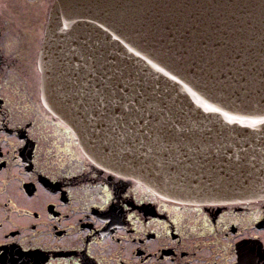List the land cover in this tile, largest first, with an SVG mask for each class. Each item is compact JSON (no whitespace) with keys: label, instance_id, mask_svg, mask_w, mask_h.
Returning <instances> with one entry per match:
<instances>
[{"label":"water","instance_id":"water-1","mask_svg":"<svg viewBox=\"0 0 264 264\" xmlns=\"http://www.w3.org/2000/svg\"><path fill=\"white\" fill-rule=\"evenodd\" d=\"M44 108L160 200H264V0H53Z\"/></svg>","mask_w":264,"mask_h":264},{"label":"flooded vegetation","instance_id":"flooded-vegetation-1","mask_svg":"<svg viewBox=\"0 0 264 264\" xmlns=\"http://www.w3.org/2000/svg\"><path fill=\"white\" fill-rule=\"evenodd\" d=\"M46 18L34 49L0 20V264H264V200L174 205L85 160L40 103Z\"/></svg>","mask_w":264,"mask_h":264},{"label":"rangeland","instance_id":"rangeland-1","mask_svg":"<svg viewBox=\"0 0 264 264\" xmlns=\"http://www.w3.org/2000/svg\"><path fill=\"white\" fill-rule=\"evenodd\" d=\"M50 2L51 0H0V20H5L8 26H11L7 30V34L13 35L16 33L15 31H22V35L26 37L30 47L33 46L32 49L36 48L35 43L37 46L40 42L42 24L47 15V7ZM17 64L18 62H15L14 65ZM11 65L13 66V64ZM30 66L32 67L34 64H30ZM31 71L35 75L34 67L31 68ZM34 75L32 77L35 82ZM34 91L36 92L35 83Z\"/></svg>","mask_w":264,"mask_h":264}]
</instances>
